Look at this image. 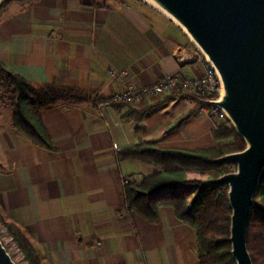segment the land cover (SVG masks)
Here are the masks:
<instances>
[{
  "label": "crops",
  "instance_id": "crops-1",
  "mask_svg": "<svg viewBox=\"0 0 264 264\" xmlns=\"http://www.w3.org/2000/svg\"><path fill=\"white\" fill-rule=\"evenodd\" d=\"M192 51L180 29L138 0H29L0 15V60L38 90L36 101L58 99L39 109L53 149L15 128L0 101V216L22 229L42 264L197 263L195 231L171 207L160 206L157 222L126 208L122 178L152 167L116 153L140 141L210 147L215 121L195 112L164 133L189 105L162 95L133 105L164 101L135 132L113 105L121 86L108 73L134 87L193 77Z\"/></svg>",
  "mask_w": 264,
  "mask_h": 264
},
{
  "label": "trees",
  "instance_id": "trees-1",
  "mask_svg": "<svg viewBox=\"0 0 264 264\" xmlns=\"http://www.w3.org/2000/svg\"><path fill=\"white\" fill-rule=\"evenodd\" d=\"M28 1L6 0L0 5V15L10 3L23 5ZM0 79L4 81L0 101L10 108L12 125L36 144L53 149L39 109L56 103L58 99L36 101L38 90L1 60ZM174 97L187 98L189 95L170 94L164 101ZM164 101L146 104L142 108L124 103L113 105L123 118H133L136 122L133 130L138 132V124L144 116ZM195 112L196 107L187 108L165 128L164 133L179 129ZM212 138L214 145L195 150L165 148L154 142L140 141L120 149L116 159L136 160L152 167L149 173L124 184L125 205L129 211L149 222H157L160 206H169L179 220L195 231L196 264H235L228 241L231 209L227 190L222 185H210L206 181L233 170L234 165L215 162L214 159L243 149L245 143L226 119L214 127ZM192 171L205 177H190ZM254 201L247 228V248L253 264H264V170L254 191ZM0 223L27 264H42L33 243L19 226L1 216Z\"/></svg>",
  "mask_w": 264,
  "mask_h": 264
},
{
  "label": "water",
  "instance_id": "water-1",
  "mask_svg": "<svg viewBox=\"0 0 264 264\" xmlns=\"http://www.w3.org/2000/svg\"><path fill=\"white\" fill-rule=\"evenodd\" d=\"M138 1L180 29L218 79V95L202 102L221 109L245 146L215 158L234 168L206 183L226 186L231 256L235 264H253L247 228L264 170V0ZM0 264H17L1 237Z\"/></svg>",
  "mask_w": 264,
  "mask_h": 264
},
{
  "label": "built area",
  "instance_id": "built-area-1",
  "mask_svg": "<svg viewBox=\"0 0 264 264\" xmlns=\"http://www.w3.org/2000/svg\"><path fill=\"white\" fill-rule=\"evenodd\" d=\"M122 4L123 2H120V5ZM106 6L109 5L106 4ZM186 60H192L200 68L198 75L188 77L173 73L153 79L139 87H134L128 80L121 79L122 74L114 68H110L108 70L109 75L117 81L120 80L121 86V89L113 95L112 101L130 105H142L145 98L155 99L165 94L183 93L189 95V97L184 98L189 107H196L198 115L212 119L218 125L225 119L221 109L211 104H201L202 100L214 99L220 91V85L213 68L194 47ZM133 180L132 177L122 178L123 184ZM224 188L226 189V186Z\"/></svg>",
  "mask_w": 264,
  "mask_h": 264
},
{
  "label": "rangeland",
  "instance_id": "rangeland-1",
  "mask_svg": "<svg viewBox=\"0 0 264 264\" xmlns=\"http://www.w3.org/2000/svg\"><path fill=\"white\" fill-rule=\"evenodd\" d=\"M107 5H109V4L107 3ZM3 88H4V81H2L0 79V93L4 90ZM167 95H170V94H165L163 96L166 98ZM177 101L180 102L179 99ZM189 176L190 177H198V178H204L205 177V175L200 176L197 171L190 172ZM0 237H1L4 245L6 246L8 252L12 255V257L17 262V264H27L25 262V260L22 258L20 252L18 251V249L16 248L14 243L12 242L11 238L7 235L5 228L3 227V225L1 223H0Z\"/></svg>",
  "mask_w": 264,
  "mask_h": 264
}]
</instances>
